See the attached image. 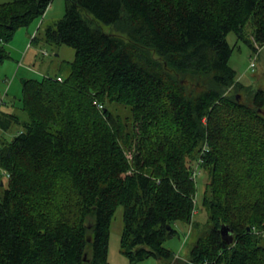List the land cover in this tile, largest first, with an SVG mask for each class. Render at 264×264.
Here are the masks:
<instances>
[{"label":"trees","instance_id":"obj_1","mask_svg":"<svg viewBox=\"0 0 264 264\" xmlns=\"http://www.w3.org/2000/svg\"><path fill=\"white\" fill-rule=\"evenodd\" d=\"M65 1L44 34L75 50L67 77L23 81L25 121L0 114L21 127L0 140V264H110L119 206L129 264H264V88L237 80L226 41L263 47L264 0ZM51 2L0 3V65ZM195 163L207 222L180 261L163 243L194 224Z\"/></svg>","mask_w":264,"mask_h":264},{"label":"rangeland","instance_id":"obj_2","mask_svg":"<svg viewBox=\"0 0 264 264\" xmlns=\"http://www.w3.org/2000/svg\"><path fill=\"white\" fill-rule=\"evenodd\" d=\"M9 1L0 0V3ZM65 8V0H52L42 17L33 20L27 26L18 28L6 45L9 59L0 65V114H15L20 122L25 121L26 116L20 104L23 81L26 79L41 80L46 75L67 77L69 67L66 66V63L73 60L75 50L64 44L47 41L44 34L48 27H53L56 22L62 19ZM81 15L83 18L88 17L83 11H81ZM101 27L107 33L112 32L109 25L101 24ZM245 30L250 34L251 26L247 25ZM34 36L37 40L32 42ZM226 41L232 48L229 65L235 71L237 80L254 88H264V47L256 55L255 51L246 42L238 39L234 32L226 35ZM252 62H255L254 68L250 67ZM20 129V125L17 124L5 133L0 132V140L11 139L14 132ZM193 166V170L197 169L199 173L194 179L197 184L194 224L175 223L176 232L163 243V246L172 252L174 257H178L180 261L188 258L189 252L197 240L200 229L196 227V224L203 228L207 222V214L201 203L206 175L203 170L200 171L197 163ZM122 228L123 208L119 206L114 213L110 226L108 244V261L110 264H129L120 248ZM137 264L168 263L149 257Z\"/></svg>","mask_w":264,"mask_h":264},{"label":"water","instance_id":"obj_3","mask_svg":"<svg viewBox=\"0 0 264 264\" xmlns=\"http://www.w3.org/2000/svg\"><path fill=\"white\" fill-rule=\"evenodd\" d=\"M3 185V183H1ZM170 230V227L168 228ZM221 235L224 239H227L229 242L232 241V231L228 226L223 225L220 228Z\"/></svg>","mask_w":264,"mask_h":264},{"label":"built area","instance_id":"obj_4","mask_svg":"<svg viewBox=\"0 0 264 264\" xmlns=\"http://www.w3.org/2000/svg\"><path fill=\"white\" fill-rule=\"evenodd\" d=\"M263 47H264V45H263ZM263 47H258V46H256L257 50L255 51V54L257 55V53H258V52L260 51V49L263 48ZM250 67H251V68H254V67H255V62H252V63L250 64ZM58 80H61V79L58 78ZM197 174H199V173H198L197 169H195L194 172H193V178H194V179L197 177Z\"/></svg>","mask_w":264,"mask_h":264}]
</instances>
